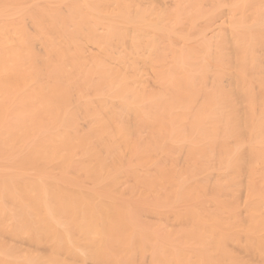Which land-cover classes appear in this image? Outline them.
I'll list each match as a JSON object with an SVG mask.
<instances>
[{
	"label": "bare ground",
	"instance_id": "bare-ground-1",
	"mask_svg": "<svg viewBox=\"0 0 264 264\" xmlns=\"http://www.w3.org/2000/svg\"><path fill=\"white\" fill-rule=\"evenodd\" d=\"M0 264H264V0H0Z\"/></svg>",
	"mask_w": 264,
	"mask_h": 264
}]
</instances>
